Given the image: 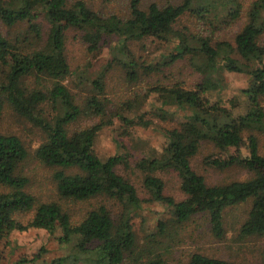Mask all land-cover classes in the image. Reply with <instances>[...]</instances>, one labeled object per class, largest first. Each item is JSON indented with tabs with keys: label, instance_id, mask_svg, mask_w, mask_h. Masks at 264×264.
<instances>
[{
	"label": "trees",
	"instance_id": "16d2710c",
	"mask_svg": "<svg viewBox=\"0 0 264 264\" xmlns=\"http://www.w3.org/2000/svg\"><path fill=\"white\" fill-rule=\"evenodd\" d=\"M129 13L127 18L101 15L83 0H0V25L26 27L25 34L13 39L0 31V119L10 107L39 127L45 138L35 155L42 164L58 169L53 175L58 200L40 203L27 191L29 179L21 172L29 156L27 147L18 136L0 133V187L5 190L0 193V242L12 232L46 231L68 253L43 264H167L166 254L156 252L159 241L150 238L142 245L135 232L133 214L146 203H158L169 210L170 222L160 224L161 232L202 217L218 241L227 237L231 213L246 206L240 238L264 239V156L255 135L264 132V0L253 2L233 43H213L211 36L185 33L176 25L192 14L212 32L218 31L216 24H220L219 31L230 28L244 13L239 0H181L164 6L151 3L146 9L141 0H130ZM41 19L49 25L46 39ZM72 30L81 33L93 54L89 66L102 67L90 82L95 95L83 106L65 84L73 76L66 56V36ZM108 39L118 40L108 50L110 57L104 54ZM149 39L174 44L169 60L155 65L137 62L130 44ZM187 56L206 62L204 73L208 76L194 89L179 85L153 88L165 104L178 106L187 116L179 126L161 129L164 142L158 155L136 162L150 195L149 200H142L135 185L118 172L119 166H129V154L101 157L96 142L104 128L113 125L114 117L128 128L148 127L151 120L128 119L121 112L108 116L106 81L109 73L119 68L129 81L136 82L141 75L159 73ZM224 73L245 75L248 80L247 87L227 100L220 96V77L213 78ZM81 86L77 82V87ZM215 92H219L218 98H214ZM243 108L247 110L242 113ZM82 117L99 121L70 132ZM158 117L170 120L167 112ZM205 144L216 150L205 158V165L222 170L240 168L251 177L207 184L192 164ZM160 171L178 175L185 199L177 201L165 194V184L156 176ZM99 198L119 202L125 211L115 220L101 204L75 219L60 204H83ZM40 257L39 253L22 263ZM188 264L236 263L194 253Z\"/></svg>",
	"mask_w": 264,
	"mask_h": 264
},
{
	"label": "rangeland",
	"instance_id": "374dc122",
	"mask_svg": "<svg viewBox=\"0 0 264 264\" xmlns=\"http://www.w3.org/2000/svg\"><path fill=\"white\" fill-rule=\"evenodd\" d=\"M77 1V0H71ZM92 9L101 15H117L121 18L129 17L130 0H83ZM142 8L146 9L151 3L164 6L167 3H179L181 0H141ZM244 7V13L240 21L231 26L212 32L192 14L182 17L176 25V29L195 36L206 38L212 37V42L227 41L233 43L236 34L241 30L247 20L249 8L256 0H239ZM47 38L49 25L44 20H39ZM0 31L8 38L13 39L17 35L25 34L26 27L18 26L7 28L0 25ZM264 41V36H263ZM117 39H108L105 47V56L110 57L109 48L116 46ZM43 45V44H42ZM197 45V43H195ZM174 48L173 43H163L157 40H146L130 44V49L135 55L139 64L148 65L163 64L169 60V55ZM66 56L68 58L73 76L65 82L79 105L83 106L86 99L95 95L90 84L95 80L102 70L101 65L89 66L93 54L88 50L87 45L81 38V33L72 30L66 36ZM206 62L193 60L186 57L170 67L163 68L159 73L150 76L141 75L136 82L127 79L125 71L116 68L112 70L106 81L105 97L107 102V115L121 112L125 118H144L151 120L148 127L135 126L126 127L122 121L114 117L113 125L104 128L100 133L96 150L101 157H110L129 154V166H119L118 172L130 180L138 190L142 200H149L150 195L144 187V174L136 168V162L144 157H153L161 151L164 142V135L161 129H173L179 123L186 120L187 112L173 104H165L163 97L153 88L157 86L174 87L181 86L184 89H194L208 76L205 68ZM214 74L211 71H207ZM220 77L223 84L221 98L227 100L238 94L241 89L247 87L248 80L245 75L224 73ZM82 84L77 87V82ZM218 93L213 94L218 98ZM243 108L241 112H245ZM51 111V110H50ZM162 112L169 114L170 120L161 121L158 115ZM54 112L51 113L54 116ZM51 116V117H52ZM107 119L106 117H104ZM99 119L82 117L70 127V132L88 127L92 122ZM127 131V132H126ZM0 133L18 136L29 151L27 160L21 165V172L29 179L27 191L32 194L40 203L57 201L56 183L53 175L57 168L48 167L42 164L35 155V150L44 141V134L41 129L32 122L17 115L10 107H6L0 119ZM255 135L259 140L261 155L264 156V132L256 131ZM246 135V138L247 139ZM215 148L205 144L200 153L193 159L195 170L206 178L209 185H222L233 181H243L251 175L240 168L216 169L205 165L204 160L208 155L214 154ZM231 153H234L232 150ZM244 154L247 151L244 149ZM156 176L165 184V194L177 201L185 199L180 189V178L173 172H157ZM5 191L0 187V193ZM63 208L70 212L75 219H80L87 211L104 204L111 211L115 220L123 214L124 207L121 203L99 198L83 204L72 202H61ZM245 209L234 210L227 218V237L223 241L215 239L208 225L206 218L198 217L191 222L179 226H169L167 231L161 232L160 224L170 222L169 210L158 203H146L141 211H136L132 217L135 232L139 242L146 244L148 239L158 240L156 252L165 253L167 264H188L194 253L205 256L234 262L236 264H264V239L240 238L239 228L245 217ZM248 209V208H247ZM29 218H23L27 222ZM171 238H174L171 240ZM41 257L33 262L22 263L24 259H31L36 254ZM68 253L58 242L50 237L44 230L30 229L25 232H12L7 238L0 242V264H43L54 259L63 257Z\"/></svg>",
	"mask_w": 264,
	"mask_h": 264
}]
</instances>
